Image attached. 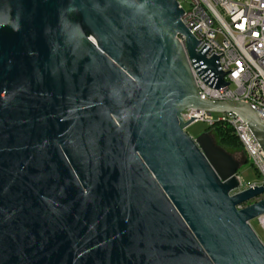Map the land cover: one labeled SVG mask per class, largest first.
Returning <instances> with one entry per match:
<instances>
[{
    "label": "water",
    "instance_id": "95a60500",
    "mask_svg": "<svg viewBox=\"0 0 264 264\" xmlns=\"http://www.w3.org/2000/svg\"><path fill=\"white\" fill-rule=\"evenodd\" d=\"M175 0H0V264H264L263 187L187 109L232 113L264 151V117L201 100ZM203 75V74H202ZM235 192V193H233Z\"/></svg>",
    "mask_w": 264,
    "mask_h": 264
},
{
    "label": "built area",
    "instance_id": "2783aa9c",
    "mask_svg": "<svg viewBox=\"0 0 264 264\" xmlns=\"http://www.w3.org/2000/svg\"><path fill=\"white\" fill-rule=\"evenodd\" d=\"M183 10L181 21L197 40L196 52L206 58H218V70L223 72L228 86L217 89L211 73L196 70L186 53L184 37L177 39L186 54L190 70L201 100L210 102L247 103L264 117V0H175ZM186 6V7H185ZM203 74V75H202ZM187 109L184 122L205 123L208 127L223 123L232 128L244 154L251 161L261 179L243 188H264V151L253 137L246 123L232 113H218ZM239 177V176H238ZM235 193V192H233ZM264 199V193L250 203ZM249 202L239 206L243 208ZM264 230V214L255 218Z\"/></svg>",
    "mask_w": 264,
    "mask_h": 264
},
{
    "label": "rangeland",
    "instance_id": "374dc122",
    "mask_svg": "<svg viewBox=\"0 0 264 264\" xmlns=\"http://www.w3.org/2000/svg\"><path fill=\"white\" fill-rule=\"evenodd\" d=\"M218 115H219L218 113H213L214 117H217ZM208 128L209 127L205 123L198 122V123H193L190 126H188L185 131L192 138H196L199 135H201L202 133L207 132ZM214 144L218 145L215 142H214ZM223 149H225V148H223ZM225 150L227 151L228 154L233 156L237 161H242L245 157L243 154V151L241 154V151H236V150H233L230 148L225 149ZM237 175L241 179V183H242L243 188L248 187V186H250L254 183H257V182L259 183L261 181V179L256 174V171L253 168L251 161L249 159H247L246 162H242V164H240V167L237 171ZM249 223H250L252 229L255 231V233L259 237V239L261 240V242L264 244V230L259 227V225L257 224L255 219L250 221Z\"/></svg>",
    "mask_w": 264,
    "mask_h": 264
},
{
    "label": "trees",
    "instance_id": "16d2710c",
    "mask_svg": "<svg viewBox=\"0 0 264 264\" xmlns=\"http://www.w3.org/2000/svg\"><path fill=\"white\" fill-rule=\"evenodd\" d=\"M207 132L213 138V141L219 146L225 149L230 148L236 151H241L242 154L243 149L241 147V144L239 143L238 139L233 133L232 128H230L228 125L223 123H215L213 126L208 128ZM246 161L247 158L245 156L244 159L239 162L240 164H242V162H246Z\"/></svg>",
    "mask_w": 264,
    "mask_h": 264
}]
</instances>
